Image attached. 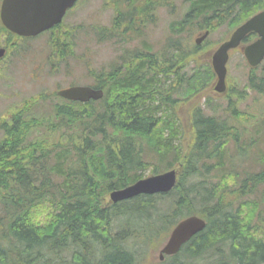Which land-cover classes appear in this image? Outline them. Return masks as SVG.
<instances>
[{"label":"trees","instance_id":"1","mask_svg":"<svg viewBox=\"0 0 264 264\" xmlns=\"http://www.w3.org/2000/svg\"><path fill=\"white\" fill-rule=\"evenodd\" d=\"M185 2L184 16L170 24L171 36L155 51L146 40L141 48L126 45L146 37L159 7L172 3L116 1L114 23L92 27L99 41H115L122 51L95 78L103 97L81 102L40 92L0 125V264H142L148 247L192 214L203 217L206 227L165 264H264V235L255 223L264 193L260 199L244 197L264 182V169L240 165L245 177L239 181L240 172L227 165L230 157L237 163L254 151L264 164V119L242 142L247 126L234 121H242L243 92L237 100L233 92L226 95L228 108L220 117L203 114L193 101L215 74L210 63L195 57L203 45L189 53L178 38L195 24L212 32L236 27L263 9L264 0ZM4 30L0 25V35ZM78 31L62 24L50 31L57 57L71 54ZM26 39L14 35L6 44L23 56ZM212 99L208 95L206 102ZM187 100L193 102L188 145L176 141L185 133L176 108ZM149 154L167 167L147 160ZM148 166L155 173L177 166L173 189L106 202L107 194L141 179Z\"/></svg>","mask_w":264,"mask_h":264},{"label":"rangeland","instance_id":"2","mask_svg":"<svg viewBox=\"0 0 264 264\" xmlns=\"http://www.w3.org/2000/svg\"><path fill=\"white\" fill-rule=\"evenodd\" d=\"M116 1L118 0H83L81 5L79 4L74 12L68 16V24H79L77 26L67 25L66 28L78 31L79 26L83 27H80L78 33L73 35V51L65 58L57 57L48 43L50 34H43L35 39L24 41L26 53L23 56H17L16 52H13L12 57L4 60V62H0V124L6 120V117L10 116L17 106H20L26 98L32 95H37L40 92L51 94L58 88L66 87L72 83L94 84L95 81L93 80L99 73L108 71L109 64L118 57L117 55L120 51L114 48L113 43L99 41L92 27L94 25H109L112 9L115 8ZM171 2L170 8H173V14L170 12L166 13L165 6L159 9L155 24H151L146 28L147 36L135 39L126 46L141 48L144 45L143 41L146 40L145 42L151 45L155 51H160L165 45L168 36H171L170 24L173 21L181 19L188 7L185 0H171ZM123 6H126L125 3H123ZM200 31L201 29L197 24L191 26L190 31L179 35L184 38V42L181 43L194 51L196 45L195 38L201 33ZM229 31V27L224 25L212 32L205 41L206 43H203L204 46L196 51L195 57L203 64L209 63L212 52L222 41V38L225 35H229ZM192 68L193 66L189 65L185 69V72L187 71L189 75ZM91 73L93 77H91ZM251 74L245 63L243 52L241 50L235 51L229 60L228 82L235 94L233 96L234 100H237V93L243 92L245 96L243 100L238 101V109L242 116V121L231 119L236 123L237 127L242 128L244 124L247 126L246 130L241 134L243 135L241 138L242 142L245 140L249 141V137L253 135L251 132L260 126L259 120L264 119V62L257 71ZM251 77L255 85L253 87L250 86ZM212 82L206 87V91L208 92L205 95L206 97L204 96L205 98L200 99L197 104L200 103L199 106L202 107L203 114L220 117L222 109L228 108L230 98L226 99L216 96L213 90L209 89ZM208 95L213 97L211 104L206 102ZM194 101L196 102L197 100ZM192 106L191 101L187 100L186 104L179 103L176 108L177 124L180 128L184 127L185 132L176 141H185L186 145H188L191 138L189 113ZM1 136H3L2 129H0ZM261 147L264 149L263 144ZM258 152H251L250 156L242 161L238 157L237 163H232L231 157L228 159L227 165L230 168H234L231 171L235 173L237 171L240 172L237 177L239 181L245 177V174L241 172L240 165L247 167V170L252 168L254 172H260L264 169V164L258 159ZM235 153V148L232 147L229 150V155L233 156ZM149 159L154 160V164H157L161 169L167 167V163L162 164L155 154H149L147 160ZM238 169H241V171ZM152 170L153 166H148L143 175L149 176L153 174ZM253 190L254 192H249L244 197L260 199L264 193V182L260 183ZM105 199L108 203L109 194L105 196ZM255 223L259 225L260 233L264 235V203L260 206ZM134 224L137 225V221H134ZM165 240L166 238L157 240L148 247L141 261L142 264H165L159 261V250Z\"/></svg>","mask_w":264,"mask_h":264},{"label":"water","instance_id":"3","mask_svg":"<svg viewBox=\"0 0 264 264\" xmlns=\"http://www.w3.org/2000/svg\"><path fill=\"white\" fill-rule=\"evenodd\" d=\"M76 0H3L1 6V19L4 25L12 32L21 36H35L50 29L61 22L66 10L74 5ZM251 31L259 34V39L245 47V56L252 66H256L264 58V11L240 25L231 37L221 43L212 55L213 69L217 75L215 90L225 92L227 62L229 50L236 48L241 40ZM197 39L200 43L207 35ZM5 53L0 48V57ZM58 95L68 99L88 101L103 96L102 89L90 86H71L58 91ZM176 171L170 170L163 174L152 175L147 178L111 192L113 202L129 199L140 194H154L167 192L176 184ZM206 222L199 216L193 215L181 220L172 230L167 242L160 250L159 258L179 252L184 243L195 234L204 230Z\"/></svg>","mask_w":264,"mask_h":264},{"label":"flooded vegetation","instance_id":"4","mask_svg":"<svg viewBox=\"0 0 264 264\" xmlns=\"http://www.w3.org/2000/svg\"><path fill=\"white\" fill-rule=\"evenodd\" d=\"M78 2H79V0H78ZM77 2V3H78ZM77 3L75 4V5H77ZM0 5H1V0H0ZM165 5H161L159 8H162V7H164ZM76 6H74L72 9H70V10H68V12L69 11H72L74 8H75ZM260 10H264V8L263 9H258L257 11H255L254 13H252L250 16H248V17H246V19L244 20V21H246V20H248L250 17H252L256 12H258V11H260ZM67 12V13H68ZM67 13H66V15H67ZM157 15V14H156ZM243 21V22H244ZM0 25L2 26V22H1V19H0ZM8 32H6V31H3L2 33H1V40L2 41H5L6 40V38H8V34H7ZM12 37V35H10V38ZM258 37V35L256 34V33H254V32H252V33H249L245 38H244V40H252L253 41V39H255V38H257ZM243 40V42H242V44H241V46H239L238 48H236V50L238 51V50H243V43H246L245 41Z\"/></svg>","mask_w":264,"mask_h":264}]
</instances>
